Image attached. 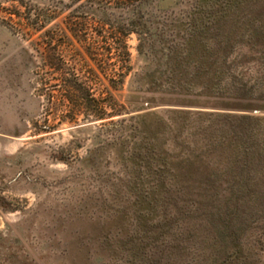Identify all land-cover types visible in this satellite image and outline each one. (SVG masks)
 <instances>
[{
	"label": "rangeland",
	"instance_id": "obj_1",
	"mask_svg": "<svg viewBox=\"0 0 264 264\" xmlns=\"http://www.w3.org/2000/svg\"><path fill=\"white\" fill-rule=\"evenodd\" d=\"M49 2L0 0V264H264V0ZM129 24L124 71L67 31ZM48 31L105 117L70 112Z\"/></svg>",
	"mask_w": 264,
	"mask_h": 264
},
{
	"label": "trees",
	"instance_id": "obj_2",
	"mask_svg": "<svg viewBox=\"0 0 264 264\" xmlns=\"http://www.w3.org/2000/svg\"><path fill=\"white\" fill-rule=\"evenodd\" d=\"M21 2V4H24L23 1ZM145 2L146 0H50L49 3L50 5H64L65 7H68V5L115 4L123 5L128 9L134 6L137 7L138 5H143ZM12 15L21 18V13L18 11L12 13ZM27 20H32L30 14L27 17ZM35 25L38 26V23H35ZM135 26V24L123 26L110 25V27H112L116 32H112L106 36L103 35V33H97V39L100 40L97 42L92 39H90L92 40V42L89 41V38L86 35L87 30L85 26L75 25L74 27H67V31L70 32L69 34L77 43H79V45L85 47L84 55L82 53H78V56L80 58L85 57V59H90L94 63L98 61L100 62V59H102V61H105L103 64L97 63L98 68L101 69L102 67L100 66H103L104 64L112 66L113 64H111V60L115 59V63H118L119 69L121 71H124L126 68V64L129 62L130 58L127 45L125 43V38H127V36L132 33L140 35V32L134 29ZM63 35L67 40H71L67 32H64ZM53 36L54 33L48 31L44 33L41 38V41L44 45L43 47L41 46L43 67L45 70L50 71L54 74V76H56L60 87L63 88V92L66 94V96L64 97L65 102H68L71 105L70 112L74 113V108L83 109L85 108L83 106H86V108L90 109V113L92 114L93 118H102L103 116L105 117L107 115L106 112H100L98 108L94 109L96 111H93V107H95L94 103H96L97 101L93 97L89 81L91 80V82H96V79L98 78L97 71L94 70V68L82 63L80 64V69L71 67L68 62H66L64 55L61 53L60 48L62 47V45L57 44L54 41L55 38ZM188 40L186 42V45H188ZM100 43H102L103 45H101ZM137 49L139 52H142L143 44L140 43ZM170 50L172 52L175 51L174 48H171ZM98 68L97 70H99ZM90 113L87 114V119H90Z\"/></svg>",
	"mask_w": 264,
	"mask_h": 264
}]
</instances>
